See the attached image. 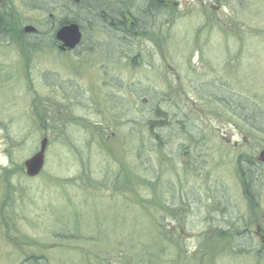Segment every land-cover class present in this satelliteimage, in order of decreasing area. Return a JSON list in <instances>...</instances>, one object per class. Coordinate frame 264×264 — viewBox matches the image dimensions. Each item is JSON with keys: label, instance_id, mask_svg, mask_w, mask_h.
<instances>
[{"label": "rangeland", "instance_id": "rangeland-1", "mask_svg": "<svg viewBox=\"0 0 264 264\" xmlns=\"http://www.w3.org/2000/svg\"><path fill=\"white\" fill-rule=\"evenodd\" d=\"M159 1L127 40L81 14L61 55L69 0H0V264H264V0Z\"/></svg>", "mask_w": 264, "mask_h": 264}, {"label": "trees", "instance_id": "trees-1", "mask_svg": "<svg viewBox=\"0 0 264 264\" xmlns=\"http://www.w3.org/2000/svg\"><path fill=\"white\" fill-rule=\"evenodd\" d=\"M158 5H159L160 9L165 7L163 5V3L160 2L159 0H149V2H147V5L144 8H141L139 10V15L132 13L134 15V24L132 26V29H135V30L139 29L141 31H143L144 29L146 30L145 26L147 23L144 22L145 18H147V19L151 18L153 16V12L156 11V9L158 8L157 7ZM32 6L35 7L34 5H32ZM72 6L74 9H76L77 12H74V15L71 17L61 18L58 21L59 25L67 23L69 21H73V22L80 24L79 16H81V14L87 16L89 19H98V20H101L103 22L105 20H107L108 18H110L111 20L117 19L119 21V19H120V17H119L120 11L119 10L123 9L122 6H120V5H118L117 7H114L113 5L112 6L109 5V3L107 4L105 0H81L79 4H72ZM118 7L120 9H117ZM113 8H115L116 10H113ZM36 9L44 10V7H42V8L36 7ZM123 11H125V10L123 9ZM3 23H4V17L2 18V15L0 14V29H4ZM110 26L111 27L113 26L114 28L117 27L116 25H110ZM115 30L118 32L117 29H115ZM19 31L20 30L17 28V30H16L17 37L16 38L18 39L19 42L23 43L22 44L23 46H26V44H24L23 39L25 38V36L27 34H23ZM27 36L30 37L29 38L30 40L28 42H26L29 45V49L27 52L30 53L31 51H33L34 47H37L36 50L38 51L39 45H37L36 43H33V41H31L37 35L30 34ZM51 37H52V35L49 38H51ZM156 117H158V115L155 114V116L153 117L154 122H150L149 120H147L150 130L156 129V128H158V129L161 128V123H159L155 120ZM155 122L159 123V125H157L156 128L154 125ZM154 135H156V134H154ZM244 173H245V171H244ZM248 179H246V180H248ZM249 184L245 183V185H247V188H248ZM26 262L28 264H36L35 259L33 261L26 260Z\"/></svg>", "mask_w": 264, "mask_h": 264}, {"label": "water", "instance_id": "water-1", "mask_svg": "<svg viewBox=\"0 0 264 264\" xmlns=\"http://www.w3.org/2000/svg\"><path fill=\"white\" fill-rule=\"evenodd\" d=\"M78 3L80 0H71ZM24 32H34L36 28L30 25H26L23 28ZM55 38L61 42V48H74L81 39V31L79 26L75 22H70L62 25L55 33ZM47 145V139L44 137L39 142L38 150L33 153L29 158L24 160L23 167L27 177H35L43 168L44 164V151ZM256 159L264 162V150L260 151ZM261 243L264 245V236L260 238Z\"/></svg>", "mask_w": 264, "mask_h": 264}, {"label": "flooded vegetation", "instance_id": "flooded-vegetation-1", "mask_svg": "<svg viewBox=\"0 0 264 264\" xmlns=\"http://www.w3.org/2000/svg\"><path fill=\"white\" fill-rule=\"evenodd\" d=\"M166 6V5H164ZM125 11H123V9L119 10L120 11V19L119 21L117 19H113L111 20L110 18H108L107 20H105V22H107L109 25H116L117 27L115 29L118 30V33L121 34L122 37H124L126 40L128 39L129 36H134L137 35L138 33H141V30L139 29H132V26L134 24V15L132 14V11L130 8H126L125 6L122 7ZM117 9H120L119 7ZM114 10V9H113ZM116 10V9H115ZM61 25H59V23L57 22L54 30H53V34L51 38H48L45 40V42L48 41V43H46V45L51 46L52 50L58 54H66V53H74V51H79L81 50V46H84V43H87V39H85L84 37H82V39L80 40L79 44L73 48V49H69V48H61V42L58 41L55 38V32L57 31V29L60 27ZM36 28V27H35ZM20 32V31H19ZM38 33V29L36 28V31H34V34L37 35ZM44 39H32L31 41H38V43H36L37 45H40L42 43ZM89 45H85V47L88 49ZM124 58H128L130 60H134L136 61V55H130L127 53H124L123 55Z\"/></svg>", "mask_w": 264, "mask_h": 264}]
</instances>
